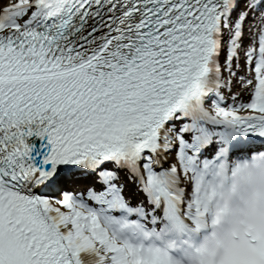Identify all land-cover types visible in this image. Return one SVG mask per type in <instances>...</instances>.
Wrapping results in <instances>:
<instances>
[{
    "label": "snow or ice",
    "instance_id": "obj_1",
    "mask_svg": "<svg viewBox=\"0 0 264 264\" xmlns=\"http://www.w3.org/2000/svg\"><path fill=\"white\" fill-rule=\"evenodd\" d=\"M0 264H264V0H0Z\"/></svg>",
    "mask_w": 264,
    "mask_h": 264
}]
</instances>
